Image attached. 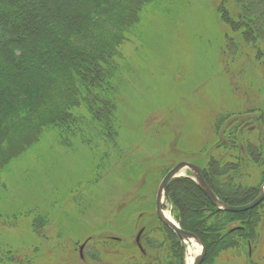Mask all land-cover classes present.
Returning <instances> with one entry per match:
<instances>
[{
  "label": "rangeland",
  "instance_id": "374dc122",
  "mask_svg": "<svg viewBox=\"0 0 264 264\" xmlns=\"http://www.w3.org/2000/svg\"><path fill=\"white\" fill-rule=\"evenodd\" d=\"M141 20L116 59L115 112L99 119L109 133L84 111L77 135L49 132L12 161L0 150V264H189L190 245L179 260L156 214L164 176L195 164L236 206L263 185L264 0H159ZM18 135H6L13 155ZM194 188L174 182L170 192L185 224L199 210L197 231H216L202 264H264V202L207 217ZM220 230L237 232L221 240Z\"/></svg>",
  "mask_w": 264,
  "mask_h": 264
},
{
  "label": "trees",
  "instance_id": "16d2710c",
  "mask_svg": "<svg viewBox=\"0 0 264 264\" xmlns=\"http://www.w3.org/2000/svg\"><path fill=\"white\" fill-rule=\"evenodd\" d=\"M131 1L133 6H127ZM158 1L80 0L65 6L63 0H0V150L6 151L7 161L42 143L49 132H55L59 141L79 134L85 130L79 126L84 111L109 133L112 124L99 119L115 112L108 98L115 95L110 87L119 71L116 59L129 35L140 27L145 9ZM9 132L19 134L22 150L15 155L6 137ZM3 167L0 163V173ZM202 170L216 195L229 204ZM182 181L204 195L188 177L172 184ZM170 187L173 217L184 230L198 235L209 253V235L183 222ZM204 197L207 217L244 214L220 212ZM163 229L183 261L184 246L174 233ZM236 232L220 230L219 235L224 240Z\"/></svg>",
  "mask_w": 264,
  "mask_h": 264
},
{
  "label": "water",
  "instance_id": "95a60500",
  "mask_svg": "<svg viewBox=\"0 0 264 264\" xmlns=\"http://www.w3.org/2000/svg\"><path fill=\"white\" fill-rule=\"evenodd\" d=\"M185 170H188V173L190 174L189 178L197 184L199 189L207 197L210 203L220 212L222 211L227 213L241 214L254 210L264 201V186L262 187L259 195L254 200L245 205L236 206L226 203L216 195V193L207 182L203 170L195 164H192L190 162H181L173 167L165 175L160 183L156 196V214L158 216V219L165 227H167L172 233L176 235V237L182 244L189 245L190 243L195 242L201 247L200 254L195 256L192 264H202L205 261L207 249L201 238L190 231L184 230L179 225V223H177L173 219H170L166 214L167 212L165 202L169 198V186L174 179L183 176V172ZM142 232L143 231H141V233ZM141 233L137 238V242H139L140 240Z\"/></svg>",
  "mask_w": 264,
  "mask_h": 264
},
{
  "label": "bare ground",
  "instance_id": "6f19581e",
  "mask_svg": "<svg viewBox=\"0 0 264 264\" xmlns=\"http://www.w3.org/2000/svg\"><path fill=\"white\" fill-rule=\"evenodd\" d=\"M172 182H171V184H172ZM182 188H184V187H182ZM187 195L188 194H185V193H182L181 195H178L177 200H178L179 205L184 206L186 204V202H189V199H192L191 198V195H188V196ZM229 199L230 200H234L235 202L238 201V199L235 198V197H229ZM247 203H249V201L246 202L245 204H247ZM245 204H242V205H245ZM187 208H190V207H187ZM196 213L199 214V217H196V218L190 217L186 221V225L188 227L192 228V229H200V227L202 226L203 221L205 220V216L202 215L199 210H196ZM166 214H167V216L170 219H172L171 216L168 213H166ZM209 232H210V235L207 237V240L209 241L210 246L212 247V250H213L214 247H215V245L218 244V240H217L216 231L214 230V228H212V227L209 228ZM189 245H190V248H189V253H190L189 264H192V262L194 261L195 256H197L198 254H200L201 247L199 248L198 247L199 245L197 243H195V242L190 243ZM206 260L207 259H205V261Z\"/></svg>",
  "mask_w": 264,
  "mask_h": 264
},
{
  "label": "flooded vegetation",
  "instance_id": "af4514ba",
  "mask_svg": "<svg viewBox=\"0 0 264 264\" xmlns=\"http://www.w3.org/2000/svg\"><path fill=\"white\" fill-rule=\"evenodd\" d=\"M263 186H264V183H263V185L261 186V188L259 189L258 193L255 195V197H254L252 200H254V199L259 195V193H260V191H261V189H262ZM252 200H251V201H252ZM251 201H249V202H251ZM263 202H264V201H263ZM263 202H262V203H263ZM262 203H261V204H262ZM261 204H260V205H261ZM260 205H259V206H260ZM259 206H257L256 208H258Z\"/></svg>",
  "mask_w": 264,
  "mask_h": 264
}]
</instances>
